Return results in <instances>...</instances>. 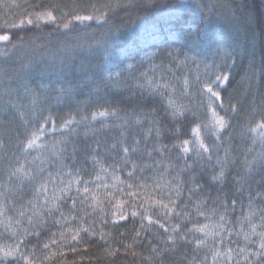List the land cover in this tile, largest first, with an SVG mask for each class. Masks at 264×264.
I'll return each instance as SVG.
<instances>
[{
    "label": "trees",
    "instance_id": "16d2710c",
    "mask_svg": "<svg viewBox=\"0 0 264 264\" xmlns=\"http://www.w3.org/2000/svg\"><path fill=\"white\" fill-rule=\"evenodd\" d=\"M47 10L55 22L33 19ZM101 12L104 20L62 26L72 15ZM62 13L69 14L64 21ZM198 34L206 40L197 47ZM0 35L11 38L0 43V245L22 240L20 253L34 264H213L217 251L215 264H222L229 248L233 264H264L240 252L258 250L259 236L244 240L251 224L264 231V143L249 131L264 120V0H0ZM221 73L227 83L215 81ZM206 84L223 100L211 106L229 122L219 131L210 124ZM26 88L38 94L35 104ZM170 100L182 116L173 117ZM48 116L37 141L45 147L25 153L26 139ZM197 124L210 159L196 155ZM183 140L193 141L192 151L173 147ZM34 158L44 161L43 176L51 173L49 197L62 176L80 181L60 212L48 215L44 197L34 199L38 182L9 180L20 164L34 171L25 163ZM222 167L224 177L214 179ZM206 224L223 231L197 247L204 234L188 229ZM176 225L187 241L168 240L178 236ZM3 264L26 262L18 254Z\"/></svg>",
    "mask_w": 264,
    "mask_h": 264
},
{
    "label": "snow or ice",
    "instance_id": "6c2138e0",
    "mask_svg": "<svg viewBox=\"0 0 264 264\" xmlns=\"http://www.w3.org/2000/svg\"><path fill=\"white\" fill-rule=\"evenodd\" d=\"M149 2H151V0H149ZM53 8H59V5H53ZM175 7V6H173ZM93 11L97 12L99 11V9L95 8V6H93ZM68 13H62L61 16V20L64 21L66 19V17L68 16ZM107 16L106 12H101L100 15H72L71 19H67L66 22L62 23L63 28L68 29L70 24L72 23L73 20L76 21H90L93 19L96 20H104V18ZM35 21L39 22V21H56V16L53 14L52 11L47 10V11H43V12H39L36 13L34 18ZM33 19H28L27 23L29 25H31L33 23ZM21 24L24 23L23 20L20 21ZM13 27H15V25H12ZM11 38L9 35H0V41H9ZM193 39V43L195 46H199L200 42L203 40H206V35H196L192 37ZM13 47H16V45H13ZM222 51L220 49H218V52ZM5 55H7V53H5ZM225 55H227V53H225ZM187 59V57H186ZM183 63V61H182ZM228 76L224 75L223 73H221L220 75H217L215 77V81H223L225 83H227L228 81ZM215 81H213L212 83H215ZM185 83H187V81H185ZM158 87V86H157ZM205 87L207 88V92L210 94L208 97L209 100V107L211 108V112H212V120L210 121V124L212 127H214L217 131L224 129L225 127L228 126V121L223 117L220 116L215 108L211 107L212 104L215 102V99H220V94L218 92L213 91V88L206 84ZM26 92H31L32 94V103L35 104L36 100H37V93L34 90H30V89H25ZM63 91V89L61 90ZM169 105L171 107H173V112L172 115L173 117H176L177 115H183V111H179L175 109V105L173 103V101H169ZM221 107H223V100L221 99ZM232 111H235V106H232ZM110 113L105 110V111H101L98 113V115L100 116H107ZM96 113H94L92 115V119L95 120L96 119ZM111 115L115 116L116 112L113 111L111 113ZM147 113L145 114V119L147 118ZM51 116L45 117L44 124H41L40 127L38 129H36L35 131H33L31 133V136L29 138L26 139V142L24 143V147H23V151L25 153L28 152L29 149H33V148H43L45 147V145L43 144H38L37 141H39L41 139V137L44 134V130H45V124L49 121H51ZM84 119H87V117H85ZM73 121L72 120H68L65 122L64 127H68ZM25 123H27V121H25ZM136 123L139 124L141 123L140 119L136 120ZM154 123V122H153ZM250 132L253 133H258V138L261 140L262 143H264V120H261L260 122L256 123L254 127H250L249 128ZM151 132V129H149V134ZM193 132L196 136V155L197 156H202L203 153H209V159L211 158L210 156V149L208 148V146L206 144H204L203 139L200 137V125L197 124L195 126V128L193 129ZM157 135H159V130L157 129ZM217 139H219V136H217ZM137 144H139V141L136 142ZM193 141H189V140H183L180 144L178 145H173V147H179L182 149L183 153H188L189 151H192V149L189 147L190 144H192ZM115 147V146H113ZM122 147V151L125 154V156H127V154L130 151V148L128 146L125 145H121ZM54 154L57 151L56 149V145L53 144L52 146ZM153 150L155 151H159L161 154L164 153L165 148L164 147H155L153 148ZM202 150V151H201ZM59 151H62V149H59ZM131 151H136L135 148H132ZM149 155H151V152H149ZM219 163V160L217 161ZM25 163H33L35 164V170L33 171L30 168H26L25 164H20L19 167H15L9 175V180H12L13 178L17 181H19L21 184H23L24 180H27L29 182H38L36 184V187L34 189L35 191V200H39L40 196L44 197V204L41 205V207L45 208L48 215H51L53 212H60L61 209V201H63L64 196L67 193H70L72 190V184L73 182H68V183H64L63 181H61V183L64 185L63 187H60L59 189L54 188L53 189V194L51 197H49L47 195L48 193V185L49 183H51V173L48 174L47 177L43 176V173L45 172V169L43 167V160H40L39 163H36V160L34 158V161L32 162H25ZM136 165L133 164V168H135ZM129 175L131 176L132 173H129ZM224 177V169L223 167L221 168V171L219 173V175L217 177H214V179H221ZM75 184H79L80 181L79 180H75L74 181ZM129 187H131V185H129ZM77 193H79L81 191V189L79 187H77L76 189ZM57 192L59 193V195H57ZM83 192L84 193H89V189L87 186H85L83 188ZM5 194L3 192H0V197H3ZM177 195L179 196V190H177ZM72 201V206L73 208H75L76 205V199L75 198H71ZM93 199L95 200V197H93ZM30 204H34V201H29ZM157 204H162V201H156ZM233 204H235V201L232 202ZM163 207L167 208V205H163ZM4 211H5V207L4 204L2 202H0V216L4 215ZM136 213H133V215H135ZM200 215H203V213H199ZM254 214V213H253ZM21 216L24 215L23 212L20 213ZM35 215V213H34ZM61 215L63 216V213L61 212ZM177 215H180V213H177ZM252 215V214H250ZM183 217L184 218H188V213L185 212L183 213ZM127 217L125 216H121V219H126ZM39 219L42 221L43 220V215L41 214ZM149 221H151V217L148 218ZM245 219H250L249 217H246ZM220 220L224 221L225 217L224 216H220ZM19 221H17L18 223ZM158 222V221H157ZM29 223H32V218L29 217ZM257 227L258 225L256 224H251V232L250 233H244V240L245 241H249L251 236H259V244H258V250L257 251H251L248 252L246 255L243 256V259L245 261H249L250 257H255L257 260H260L262 258H264V231H260L257 232ZM259 227H264V216L261 217V224L259 225ZM220 229L221 231H223V224H219V225H215L210 227L209 225H203V226H199L197 227L196 225H193L192 228L188 229V232H200L204 234L205 239H198L195 240L194 243L196 244L197 247L200 246H205L206 245V241L207 238L212 237L213 239H215V237L220 235V232L216 231L215 229ZM79 231H84V232H88V229L83 228L80 229ZM79 231H77L73 236L72 239L76 240L77 237L79 236ZM173 233H177L178 236H173V235H169L168 236V240L172 241L173 243H175L176 239L179 238L180 240H184L187 241L188 240V236L186 234H179V225H176L173 227L172 229ZM37 236L39 235V233H35ZM63 233H61V236L63 237ZM137 235H139V233H137ZM230 236V234H229ZM104 237L101 236V239H103ZM56 241H53V243H55ZM220 244H223V238L220 239ZM23 243L22 240H20L16 245L14 246H10L5 248L4 246L0 245V264H3V261L10 256H17L19 254V258L23 259L26 264H34V261L32 258H30L29 256L23 255L22 253H20V245ZM49 245L48 244H44V248H48ZM128 247H131V245H128ZM73 251H75V249H73ZM153 251H156L155 248H153ZM231 252L232 250L229 248L227 250V258L229 260H231ZM241 253L245 252L244 248L240 249ZM115 252L110 253V255H114ZM220 256V252H214L213 255V264H215V259L216 257ZM47 258V257H46Z\"/></svg>",
    "mask_w": 264,
    "mask_h": 264
},
{
    "label": "rangeland",
    "instance_id": "374dc122",
    "mask_svg": "<svg viewBox=\"0 0 264 264\" xmlns=\"http://www.w3.org/2000/svg\"><path fill=\"white\" fill-rule=\"evenodd\" d=\"M0 42H5V41H0ZM206 90H207V88H206ZM75 180L76 179H74L72 175H64L61 177L60 181L58 182V185L62 186V187L64 186L61 183V181H63L64 183L73 182V184H72V187H73L75 185V183H74ZM251 251H252L251 249L247 248V249H245V252L242 254H247L248 252H251ZM231 257H232L231 260H229L227 257H225V258L221 257L219 259V262L222 264H233V256L231 255ZM249 261L251 262V258L249 259Z\"/></svg>",
    "mask_w": 264,
    "mask_h": 264
}]
</instances>
